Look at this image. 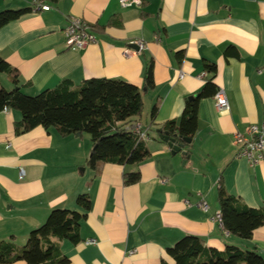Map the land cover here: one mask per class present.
I'll return each mask as SVG.
<instances>
[{
    "label": "crops",
    "instance_id": "crops-1",
    "mask_svg": "<svg viewBox=\"0 0 264 264\" xmlns=\"http://www.w3.org/2000/svg\"><path fill=\"white\" fill-rule=\"evenodd\" d=\"M31 6L33 0H0V11ZM72 18L89 23L97 41L69 47L65 28ZM139 41L144 48L136 47ZM231 45L238 56H226ZM0 54L29 95L64 79L78 84L116 78L144 90L152 59L155 78V87L143 93L141 119L151 133V155L130 166L105 163L98 174L87 164L89 134L63 135L43 126L17 133L21 111L0 112V242L24 245L53 209H78L77 197L88 192L92 206L81 241L61 242L68 264H175L167 248L187 234L219 250L235 245L264 256V224L244 239L216 217L220 184L248 206L264 207V161L251 165L237 158L234 143L235 132L264 121V0H143L131 7L119 0L45 1L42 9L0 29ZM207 61L217 64L215 82L231 108L219 109L215 96L200 102L199 129L184 148L187 158L159 141L158 130L182 118L186 102L210 76ZM0 82L15 87L7 73H0ZM127 171H140L141 180L127 185ZM203 200L207 209L199 205ZM91 238L97 242L86 244Z\"/></svg>",
    "mask_w": 264,
    "mask_h": 264
},
{
    "label": "trees",
    "instance_id": "trees-1",
    "mask_svg": "<svg viewBox=\"0 0 264 264\" xmlns=\"http://www.w3.org/2000/svg\"><path fill=\"white\" fill-rule=\"evenodd\" d=\"M55 1V0H43ZM33 6L14 9L8 7L0 11V29L33 12ZM226 56H238L235 46H229ZM184 57V52L178 54ZM205 70L210 76L201 91L186 102L182 118L168 120L158 130L159 141H164L161 133L167 132L177 141L194 138L199 129V105L208 97L216 95L219 87L215 82L217 64L205 62ZM0 73H7L15 87L6 89L0 82V112L6 108L21 111L22 118L16 123V132H27L37 126L47 129L56 127L63 135L87 132L93 142V149L87 164L96 174L105 163L130 166L144 162L151 151L147 141L137 131V123L144 115L143 93L155 87L154 60H150L145 70V89L116 78H90L81 83L64 79L54 88H48L36 95H29L19 86V73L0 54ZM158 105L151 110L154 121ZM147 127V126H146ZM190 143H186L188 146ZM190 152L186 155L189 158ZM127 185L141 180L140 171L124 174ZM218 200L223 228L231 234L251 239L255 230L264 224V207L256 208L245 204L239 197L230 194L222 184L218 189ZM78 209L55 208L46 221L34 228L26 243L17 245L13 240L0 242V263L10 264L25 261L28 264H68L69 258L61 250V242L68 240L79 243L81 224L91 210L92 201L88 192L77 197ZM167 253L175 264H264V256L258 250L243 249L228 245L219 250L206 245L205 239L187 234ZM163 264H169L163 260Z\"/></svg>",
    "mask_w": 264,
    "mask_h": 264
},
{
    "label": "built area",
    "instance_id": "built-area-1",
    "mask_svg": "<svg viewBox=\"0 0 264 264\" xmlns=\"http://www.w3.org/2000/svg\"><path fill=\"white\" fill-rule=\"evenodd\" d=\"M122 7L142 6L143 0H119ZM44 6L43 0H33L35 10H40ZM65 41L69 47L85 48L89 44L96 42L97 37L93 27L80 18L69 20L65 28ZM139 48H144L143 41L138 42ZM217 107L221 110H230V103L224 89H218L215 95ZM137 131L142 137H148V129L141 122L137 123ZM234 143L236 146V157L246 159L251 165H257L264 161V121L261 123L250 124L245 132H235ZM203 208L209 207L208 203L203 200L199 204ZM218 220L222 224L221 212L217 213ZM96 239H88L86 244L96 243Z\"/></svg>",
    "mask_w": 264,
    "mask_h": 264
},
{
    "label": "water",
    "instance_id": "water-1",
    "mask_svg": "<svg viewBox=\"0 0 264 264\" xmlns=\"http://www.w3.org/2000/svg\"><path fill=\"white\" fill-rule=\"evenodd\" d=\"M9 6V5H8ZM135 46V45H134ZM136 47H139V45L137 44ZM193 98V96L190 97V99ZM78 134H81L80 132ZM165 142H167L169 144V146L172 148V153L175 154L177 152L182 151L183 154L187 155L188 152L184 151V148L186 146V143H191L192 142V138H184V141H177L175 138H172L169 136V134L167 132L161 133L160 136ZM186 161V160H185Z\"/></svg>",
    "mask_w": 264,
    "mask_h": 264
},
{
    "label": "rangeland",
    "instance_id": "rangeland-1",
    "mask_svg": "<svg viewBox=\"0 0 264 264\" xmlns=\"http://www.w3.org/2000/svg\"><path fill=\"white\" fill-rule=\"evenodd\" d=\"M84 135L86 136V135H88V133L87 132H84ZM87 137V136H86Z\"/></svg>",
    "mask_w": 264,
    "mask_h": 264
}]
</instances>
